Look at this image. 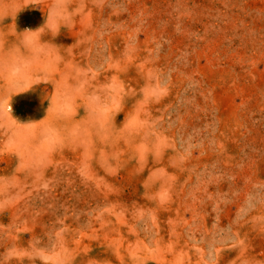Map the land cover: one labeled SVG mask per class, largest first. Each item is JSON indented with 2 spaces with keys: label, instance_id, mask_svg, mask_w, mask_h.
<instances>
[{
  "label": "rangeland",
  "instance_id": "1",
  "mask_svg": "<svg viewBox=\"0 0 264 264\" xmlns=\"http://www.w3.org/2000/svg\"><path fill=\"white\" fill-rule=\"evenodd\" d=\"M0 264H264V0H0Z\"/></svg>",
  "mask_w": 264,
  "mask_h": 264
}]
</instances>
